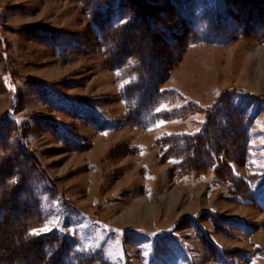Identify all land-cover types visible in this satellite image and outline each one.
<instances>
[{
  "label": "rangeland",
  "instance_id": "1",
  "mask_svg": "<svg viewBox=\"0 0 264 264\" xmlns=\"http://www.w3.org/2000/svg\"><path fill=\"white\" fill-rule=\"evenodd\" d=\"M231 1L0 0V264L23 221L55 264H264V0Z\"/></svg>",
  "mask_w": 264,
  "mask_h": 264
},
{
  "label": "trees",
  "instance_id": "2",
  "mask_svg": "<svg viewBox=\"0 0 264 264\" xmlns=\"http://www.w3.org/2000/svg\"><path fill=\"white\" fill-rule=\"evenodd\" d=\"M175 1V0H174ZM182 5H180V8L183 6H187V3L190 1V0H178ZM231 1V0H230ZM246 1V0H245ZM232 2V1H231ZM234 3H236L234 0H233V4ZM115 4H116V7L118 8V10H115L114 12L115 13H113V12H110V11H103L104 13L102 14V16L101 17H105V18H109L110 17V15L112 16V18H115L114 20L112 19V21H118L120 18H122L120 15L121 14H119L120 13V6H121V3H120V0H116V2H115ZM171 4H173V2L171 3ZM247 4H248V2H247ZM107 9V8H106ZM242 10H243V12L244 13H242L243 15L244 14H246V9H244V8H242ZM236 12H238V13H240L241 14V12L238 10V11H236ZM184 14H185V11H184ZM183 14V17L182 18H180V20H182V21H184V22H182V24H184L185 25V27L187 26V23H189L190 24V20L191 21H194V19H193V17H192V15H191V13L189 14L188 13V15H187V17L185 18V15ZM246 16V15H245ZM179 18V17H178ZM184 18H185V20H184ZM107 21V20H106ZM106 23H109L108 21L106 22ZM198 25V24H197ZM196 24H195V26H197ZM194 25H193V28L195 27ZM200 27V26H199ZM100 29L102 30L103 29V26H100ZM196 30H200V28H197L196 27ZM195 30V28H194V30H193V32H192V34H197V31ZM102 36H105V34H101ZM106 37V36H105ZM104 39V38H103ZM124 49H123V51L121 52V55H122V57L124 58V55H125V53H124ZM119 54H120V52H119ZM130 54V53H129ZM129 56V55H128ZM119 57H120V55H119ZM116 60H117V62H116ZM116 60H115V62L116 63H118L119 61H118V59L116 58ZM202 134V132L201 133H199L198 134V136H200ZM194 169H196V167H194ZM12 198H9L8 200H7V202H9L10 200H11ZM1 210V209H0ZM24 216L21 218V220H23V219H25V217H26V215L29 213V211H28V209H26L25 211H24ZM37 214L38 213H33L32 214V219H34L35 220V218H37ZM24 222V221H23ZM23 222L22 223H19L18 222V226H15V228H16V230L13 232V233H15L16 232V241H17V239H18V241L16 242V244L18 245V246H21V247H24V248H26V249H28V250H35V251H37V257H36V261H37V264H55L54 263V261L56 260V257H58V255H59V257H60V259L63 261V258H64V256H66V253L64 254V253H61L59 250H61V247L60 248H58V246H54L53 248L51 247L49 250H47V248L45 247H43V242L44 241H41V239L43 238V236L42 237H40V236H38V238L37 237H34V236H32V235H29V236H27L26 234H25V231H26V226H25V223H24V225H23ZM28 224V223H27ZM32 237V238H31ZM40 241V242H39ZM47 251H50L51 253L48 255V256H46V253L45 252H47ZM64 263V262H63ZM62 263V264H63ZM65 264V263H64Z\"/></svg>",
  "mask_w": 264,
  "mask_h": 264
},
{
  "label": "snow or ice",
  "instance_id": "3",
  "mask_svg": "<svg viewBox=\"0 0 264 264\" xmlns=\"http://www.w3.org/2000/svg\"><path fill=\"white\" fill-rule=\"evenodd\" d=\"M157 111H160V109H157ZM45 231H47V229H45Z\"/></svg>",
  "mask_w": 264,
  "mask_h": 264
}]
</instances>
